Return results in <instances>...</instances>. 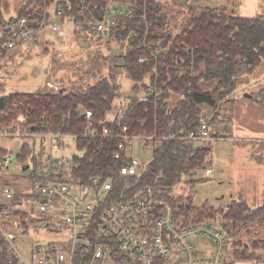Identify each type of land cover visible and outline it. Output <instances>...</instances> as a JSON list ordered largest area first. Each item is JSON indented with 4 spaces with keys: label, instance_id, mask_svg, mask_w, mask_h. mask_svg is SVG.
Instances as JSON below:
<instances>
[{
    "label": "trees",
    "instance_id": "16d2710c",
    "mask_svg": "<svg viewBox=\"0 0 264 264\" xmlns=\"http://www.w3.org/2000/svg\"><path fill=\"white\" fill-rule=\"evenodd\" d=\"M5 1L0 0V30L21 18L40 22L45 4L49 6L54 2L65 8L61 20L65 26L71 20V12L66 6L75 0H27L15 10V16L8 20L3 12ZM261 11L262 14L244 18L233 12L204 9L191 14L187 27L181 33L172 35L166 8L158 0H151L149 17L153 21L154 32L158 37L173 43L167 64L175 67L177 58L187 64L183 73L174 68L164 67L160 70V86L164 90L160 104L147 97L146 93L145 98H141V92H145L147 76L136 63L138 53L126 51L122 56V68L133 82V95L122 101L112 120L108 117L115 103L122 98L120 87L115 76L98 80L96 73L93 85L76 92L59 87L57 94H0V114H5L4 119L0 118V134L2 131L14 134L19 129L26 135L75 136L74 142L79 154L71 158L70 166V175L75 181L85 183L96 176L111 181L114 186L109 201L111 203L127 202L140 191L151 188L157 196L170 203L175 217L185 224L207 220L213 221L222 230L230 226L228 230L233 236L231 249L234 260H264V248L258 251L256 248L258 244H264L261 234L257 236L259 239H253L250 244L234 240L250 226L264 225V202L262 206L252 208L239 199L233 200L221 210L207 204L198 209L192 207L191 197L184 199L174 194L175 188L183 182L192 187L202 182L197 180V175L213 165L210 159L211 148L195 149L185 138L190 132H197L202 124L210 129L215 127L219 118L225 117L224 105L238 101L239 81L251 78L264 67V0L261 1ZM125 34L122 37L116 36L118 42L121 43ZM90 38H97L98 41L106 39L97 33H91ZM6 54L0 50V61ZM102 60L108 65V58ZM146 71L149 72V69ZM206 85L211 88L204 90ZM249 96L251 99L256 98L249 93L243 94L242 98ZM258 97L264 99V89ZM201 106H207L210 111ZM87 112L92 113V125L85 118ZM100 122H105L113 134L127 127L132 135L142 133L157 137V141L147 142V147H153L152 157L145 165L142 163L136 175H121L120 168L125 160L116 161L113 158L117 140L85 137L91 132L100 135ZM223 124L219 122L217 125L225 126ZM32 140L33 144H22L16 158L23 164V169L26 166L34 168L33 173L24 180L35 182L43 165V155L42 151L39 157L35 155L36 139ZM8 154L7 150L0 148V159ZM19 198L27 197L17 196V201ZM191 216L192 219H189ZM10 261L5 240L0 235V264H12ZM154 264L166 263L159 260Z\"/></svg>",
    "mask_w": 264,
    "mask_h": 264
},
{
    "label": "built area",
    "instance_id": "2783aa9c",
    "mask_svg": "<svg viewBox=\"0 0 264 264\" xmlns=\"http://www.w3.org/2000/svg\"><path fill=\"white\" fill-rule=\"evenodd\" d=\"M66 8L71 12L67 25H71L77 35H104L106 39L103 40L120 47L123 55L126 51L138 53L136 63L147 76L146 96L160 104L164 95L160 70L174 68L183 73L187 64L181 58H177L175 67L167 64L173 43L154 32L149 17L151 0H75ZM64 14L65 8L54 2L49 6L45 4L40 22L21 18L4 26L0 30V50L7 52L4 59L46 30L64 38L66 25L61 23ZM124 34L126 37L118 42L116 36ZM0 118L4 119L5 114H0ZM85 118L92 125V113L87 112ZM98 128L100 135L91 132L85 137L118 141L113 158L125 160L120 168L124 177L136 175L142 165L133 154L134 142L143 141L147 145L149 141L158 140L156 136L142 133L132 135L127 127L113 134L105 122H100ZM210 130L202 124L185 139L195 149L211 148L216 138ZM5 135L0 134L6 138L15 136ZM24 136L50 142L54 149L61 148L64 140L76 138L61 134ZM41 151L45 157L43 165L37 181H26L29 191L15 192L11 185L0 186V199L3 200L0 202V235L5 240L10 263L154 264L160 260L167 264L174 256L180 264H227L229 236L213 221L185 224L175 217L170 203L151 188L140 191L127 202L111 203L114 190L111 181L96 176L85 183L77 182L70 175L71 160L54 161L50 151L42 147ZM12 161L11 153L0 159V171L9 169ZM213 173L212 167L204 171L206 177ZM17 196L27 198L17 201ZM30 230L36 234L45 230L47 237L34 246L22 244L29 240ZM197 242L212 246L213 255L201 256Z\"/></svg>",
    "mask_w": 264,
    "mask_h": 264
},
{
    "label": "rangeland",
    "instance_id": "374dc122",
    "mask_svg": "<svg viewBox=\"0 0 264 264\" xmlns=\"http://www.w3.org/2000/svg\"><path fill=\"white\" fill-rule=\"evenodd\" d=\"M26 1L6 0L3 7L5 19L8 20L14 17L15 10ZM158 1L163 4L169 15V28L172 35L181 33L187 27L191 14L204 9H215L220 12L227 11L228 13L237 14L234 10H231L234 4H231L230 1L226 2L227 4H221L219 0H215L214 4L209 3L211 0ZM259 14H262V11L259 10ZM66 26L64 27V38H59L56 33L46 30L39 38L19 47L1 62L0 94H57L59 88H55L56 86L53 85L58 80H64L65 84L63 86L69 91L76 92L88 85H93V76L96 73L98 80L113 75L120 87L122 98L115 103L113 111L108 117L109 120H112L122 101L133 95L131 91L133 82L125 75L122 68L123 52L121 53L120 47L108 44L105 40L98 41L97 38H90L87 34L78 36L72 30L71 25ZM104 57L109 59L108 65L103 63L102 58ZM46 83H50V85ZM246 83H248L247 87ZM209 88L211 86L206 85L203 89L208 90ZM238 88L237 95L240 98L245 93L253 94L256 98L252 101L263 106L264 99L258 97V94L264 89V67L251 78L240 80ZM140 96L145 98V92H141ZM235 105L233 103L224 105L223 114L225 117H220L217 124L223 122L225 126L216 124L215 127L211 128L212 135L217 136L211 146L213 150V154L211 153L213 175L206 177L204 171H201L197 175V180H202V182L194 184L193 187L183 182L174 190L176 196L184 199L191 197L193 208L199 209L207 204L214 209L221 210L233 200L239 199L244 200L250 207L257 208L262 206L264 202V129L258 130L259 132L248 133V135L239 138L232 136V131L227 132L231 127L236 132V129L233 128H236L238 124L245 128H249L251 124L248 119V125L231 121L233 120L231 116H233ZM201 108L209 111L207 106H201ZM244 108L243 120H246L248 110L246 107ZM235 111H237V108ZM13 122L17 123L18 121L14 120ZM229 125L232 126L229 127ZM260 125L264 127L261 122ZM223 131L227 133H221ZM5 134H7L6 131L1 132L2 136H6ZM14 134L15 136L8 138L0 136V148L7 150L13 156L9 169L0 171V185L5 184L2 183L3 181L11 185L15 192L22 189L29 191V184L24 178L30 176L34 168L32 167L25 172L23 164L17 160L16 156L23 143L33 144L34 141L26 139L24 136L26 133L22 130L18 129ZM35 145L36 156L39 155L42 147L50 151L54 161L64 160L66 163L74 155L79 154L72 139L64 140L62 147L56 149L51 146L50 142L40 140H36ZM134 145L133 154L145 165L152 157L153 147H147L143 141H135ZM44 158L43 156L42 161H44ZM192 188L193 194H191ZM189 219H192V216ZM229 228H225L223 232H226L230 237L228 251H231L233 236L228 230ZM44 231L42 230L41 233L36 234L30 230L29 240L23 241L22 244L29 243V245L34 246L37 242H42L47 237ZM260 234L261 238L264 239V225H252L247 231H242L234 240L250 244L253 239H259L260 237L257 236H260ZM262 247L264 248V244H258L256 246L257 251ZM177 260L178 258L173 256L167 264H180Z\"/></svg>",
    "mask_w": 264,
    "mask_h": 264
},
{
    "label": "crops",
    "instance_id": "0c3cea01",
    "mask_svg": "<svg viewBox=\"0 0 264 264\" xmlns=\"http://www.w3.org/2000/svg\"><path fill=\"white\" fill-rule=\"evenodd\" d=\"M219 1L221 4H225L226 2L230 1L231 4H234V7H232L231 10H234L237 14H239L241 17H244V18L254 17L257 14H259V10L261 11V3H260L261 0H219ZM214 2H215V0H211L209 3L214 4ZM46 84L50 85V83H46ZM46 84H45V87L47 86ZM63 84H65L64 80H58V82L53 86H56L55 88L64 87ZM246 87H247V85H246ZM46 94H52V93H46ZM237 99H238V101L235 103L236 105L234 107L233 116H231V117H233L232 122L235 121L237 124L242 123V125H244V124L248 125V120H249V122H251V124H250L249 128L248 127H246V128L242 127V126H240V124H238V126L236 128H233V129H236V132L234 130H232V127H231L232 125H229V127H231V129L227 132L232 131L233 133L231 135L232 136L234 135L235 138H239V137H244L243 135H246V134L248 135V133H251V132L254 133L255 131L264 129V127L260 125V122L262 124H264V105L260 106V105H257L256 103H254L251 99V96H249V98H245V99L240 98L238 96ZM244 107H246L248 110L246 120H243L244 113H245ZM236 108H237V111H235ZM208 109L210 111V108H208ZM254 128H256L257 130ZM227 132L223 131L221 133H227ZM210 133L212 135L211 130H210ZM213 137H215V136H213ZM211 149H212V147H211ZM212 152H213V150H212ZM211 157H212V155H211ZM211 160H212V158H211ZM2 183H5V184H1L0 186H4L7 184L6 182H3V181H2ZM7 185H9V184H7ZM0 202H3V200L0 199ZM229 239H230V237H229ZM197 249H198L199 254L201 256L210 257L214 253V248L212 246H210L209 244H202L200 242H197ZM225 261L227 264H264V260H261V259H259V260L258 259L257 260H234L232 258V249H231V251L227 250Z\"/></svg>",
    "mask_w": 264,
    "mask_h": 264
},
{
    "label": "water",
    "instance_id": "95a60500",
    "mask_svg": "<svg viewBox=\"0 0 264 264\" xmlns=\"http://www.w3.org/2000/svg\"><path fill=\"white\" fill-rule=\"evenodd\" d=\"M24 171H28L29 170V166H26L25 169H23Z\"/></svg>",
    "mask_w": 264,
    "mask_h": 264
}]
</instances>
